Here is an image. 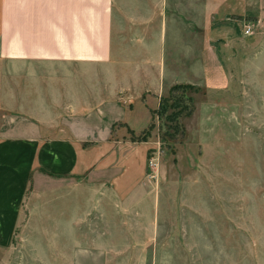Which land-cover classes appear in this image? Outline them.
Masks as SVG:
<instances>
[{"label":"crops","instance_id":"1","mask_svg":"<svg viewBox=\"0 0 264 264\" xmlns=\"http://www.w3.org/2000/svg\"><path fill=\"white\" fill-rule=\"evenodd\" d=\"M246 1L0 0V264H185V237L160 234L180 224L153 218L155 114L175 85L233 87L219 22Z\"/></svg>","mask_w":264,"mask_h":264},{"label":"rangeland","instance_id":"2","mask_svg":"<svg viewBox=\"0 0 264 264\" xmlns=\"http://www.w3.org/2000/svg\"><path fill=\"white\" fill-rule=\"evenodd\" d=\"M246 2V15L229 14L219 22L227 25L219 27V41H226L230 23L239 37L233 87L224 92L172 87L155 114L159 143L148 152L145 178L154 195V220L180 224L179 236L168 235L177 233V226L160 234L185 237V264H254L263 252L264 0ZM244 24L252 25L248 35ZM180 101L191 107L189 115L175 114ZM57 185L69 189V180L59 179ZM89 220V226L101 223L97 215ZM58 233L69 237L61 227ZM128 233L123 228V237ZM28 250L20 246L15 253ZM83 264L102 262L90 254Z\"/></svg>","mask_w":264,"mask_h":264},{"label":"trees","instance_id":"3","mask_svg":"<svg viewBox=\"0 0 264 264\" xmlns=\"http://www.w3.org/2000/svg\"><path fill=\"white\" fill-rule=\"evenodd\" d=\"M177 87L183 88V89L192 88L191 85H175V86H173V88H177ZM162 101H163V98L160 101V105H159V107L157 109V114H159V112L163 109V107H162L163 102ZM177 108L178 109L176 110L175 114H179L181 112H185L184 113L185 115H189V113L192 110L190 106H187V104H185V102L183 103L182 101H180V104H178ZM151 128H152V125H150L148 130L144 131L141 135L136 136L133 139H135V140H145L147 138V136L149 135ZM151 150L152 149H149L148 152H150ZM147 158H149L148 155H147Z\"/></svg>","mask_w":264,"mask_h":264},{"label":"built area","instance_id":"4","mask_svg":"<svg viewBox=\"0 0 264 264\" xmlns=\"http://www.w3.org/2000/svg\"><path fill=\"white\" fill-rule=\"evenodd\" d=\"M252 31V25L251 24H244V29H243V33L245 35L250 34Z\"/></svg>","mask_w":264,"mask_h":264}]
</instances>
